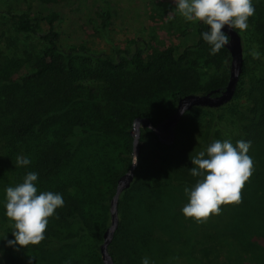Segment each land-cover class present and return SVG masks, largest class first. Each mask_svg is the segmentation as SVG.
<instances>
[{"label": "trees", "instance_id": "16d2710c", "mask_svg": "<svg viewBox=\"0 0 264 264\" xmlns=\"http://www.w3.org/2000/svg\"><path fill=\"white\" fill-rule=\"evenodd\" d=\"M3 6L0 0V18L40 49L19 61L26 73L10 82V94L4 90L8 75L2 74L15 66L0 61V196L4 201L5 188L37 172L39 191L62 194L64 206L57 210L58 219L49 218L40 244L10 247L12 225L0 202V264H104L100 249L118 181L132 166L135 120L147 118L156 126L175 113L180 98L224 91L230 53L224 48L209 55L200 36L207 26L200 22L195 42L182 51L156 48L143 39L130 42L131 50L114 48L112 54L87 45L64 48L57 13L46 18L43 30L29 10ZM254 7L248 30H237L244 66L233 100L220 108L188 111L169 146L152 130L141 129L139 164L132 185L120 196L119 227L109 247L114 264H141L150 243L177 257V234L160 225L149 231L147 220L166 217L172 198L188 202L184 190L196 182L189 172L190 154L224 139L251 142L254 171L241 190L242 202L221 205L220 214L209 217L213 229H197L213 236L214 246L194 254L200 264H264V0H255ZM101 19L110 29L111 9ZM253 48L259 59L249 54ZM17 156L31 164L15 167Z\"/></svg>", "mask_w": 264, "mask_h": 264}, {"label": "rangeland", "instance_id": "374dc122", "mask_svg": "<svg viewBox=\"0 0 264 264\" xmlns=\"http://www.w3.org/2000/svg\"><path fill=\"white\" fill-rule=\"evenodd\" d=\"M3 3V10L8 7L18 12L29 10L33 19L42 22L43 30L48 29L46 18L57 13L59 17L55 25L60 34V45L64 48L87 45L95 52L112 54L114 48L131 50L130 42L143 39L152 40L156 48L174 46L182 51L195 42L197 23H186L176 12L173 0H154V13L150 0H3ZM108 8L113 19L110 29H105L101 16ZM39 49L36 42H30L15 31L10 22L0 18V61L4 60L6 64L12 61L15 66L13 72L2 74L8 75L4 77V83L9 82L4 85L8 94L12 93L10 82L26 73L19 61L23 62L25 54ZM0 202H3L1 196ZM186 203L181 197L172 198L164 209L166 217L153 215L148 218L149 231L150 227L154 230L160 225L162 229L176 233L181 245L176 251L177 257L172 259L150 243L145 257L152 264H200L199 255L194 253L214 246L213 236L197 231L199 227L213 229L211 220L196 222L185 218L181 209ZM252 248H256V243Z\"/></svg>", "mask_w": 264, "mask_h": 264}, {"label": "clouds", "instance_id": "9594fccd", "mask_svg": "<svg viewBox=\"0 0 264 264\" xmlns=\"http://www.w3.org/2000/svg\"><path fill=\"white\" fill-rule=\"evenodd\" d=\"M175 10L186 23L200 22L207 26L200 36L209 46V55H217L229 43L230 30L245 32L249 19L255 15V0H173ZM253 59L260 58V52L253 48L249 53ZM251 142L230 139L215 140L204 150L191 156L190 175L195 184L185 188L188 202L181 212L185 218L196 222L207 220L210 215H219L221 205H238L242 202L241 190L254 171L252 158L248 155ZM134 156V155H133ZM137 163L134 156L132 164ZM31 164L26 156H17L15 167ZM38 173L27 172L23 181L4 189V215L12 225L10 232L14 239L7 240L10 247L38 245L45 239L49 218L58 219L57 210L64 206L62 194L39 191ZM141 264H152L148 257Z\"/></svg>", "mask_w": 264, "mask_h": 264}, {"label": "water", "instance_id": "95a60500", "mask_svg": "<svg viewBox=\"0 0 264 264\" xmlns=\"http://www.w3.org/2000/svg\"><path fill=\"white\" fill-rule=\"evenodd\" d=\"M224 31L228 34L230 39V43L225 48L229 51L231 56L230 77L226 89L222 92L216 91L207 95L192 94L180 98L175 113L156 126L147 118L135 120L131 134L134 138L133 155L137 158V163L135 165L132 164L127 174L118 181L116 194L110 204L111 224L104 235V243L100 249L104 264H114L109 253V247L119 227L118 203L120 196L132 185L135 178V171L139 164L141 129L152 130L161 144L169 146L174 144L176 139V127L188 111L197 107L220 108L233 100L243 73V43L241 35L237 30L233 31L226 27ZM134 156L132 157V162Z\"/></svg>", "mask_w": 264, "mask_h": 264}]
</instances>
